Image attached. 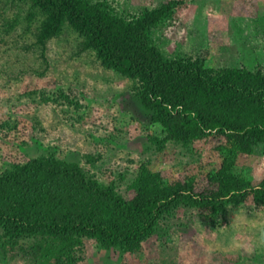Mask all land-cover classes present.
<instances>
[{
    "label": "rangeland",
    "instance_id": "1",
    "mask_svg": "<svg viewBox=\"0 0 264 264\" xmlns=\"http://www.w3.org/2000/svg\"><path fill=\"white\" fill-rule=\"evenodd\" d=\"M90 1L128 19L175 1L152 31L166 58L197 63L211 78L233 70L264 79V0ZM42 20L29 0H0V175L50 156L125 200L145 179L157 189L191 185L212 200L172 204L134 250L77 235L47 258L39 236L9 241L0 228V264H264V140L243 144L215 131L166 139L134 82L83 50L70 26L38 46ZM238 186L243 198L225 202Z\"/></svg>",
    "mask_w": 264,
    "mask_h": 264
},
{
    "label": "trees",
    "instance_id": "2",
    "mask_svg": "<svg viewBox=\"0 0 264 264\" xmlns=\"http://www.w3.org/2000/svg\"><path fill=\"white\" fill-rule=\"evenodd\" d=\"M29 1L43 17L35 43L43 46L70 26L83 50L92 51L103 67L134 82V96L152 113L151 120L165 127L166 139L215 131L243 144L264 140V79L233 70L211 78L197 63L166 58L155 45L152 31L169 17L175 1L129 19L102 2ZM227 102L237 110L243 107L245 120L238 113L228 114L223 109ZM149 182L141 180L133 197L125 200L112 187L102 188L87 179L74 163L50 156L30 159L0 175V228L9 241L39 236L47 258L63 252L77 235L93 238L105 249L134 250L172 204L212 200L194 195L191 185L157 189ZM241 188L225 191L224 201L241 200L246 192Z\"/></svg>",
    "mask_w": 264,
    "mask_h": 264
}]
</instances>
